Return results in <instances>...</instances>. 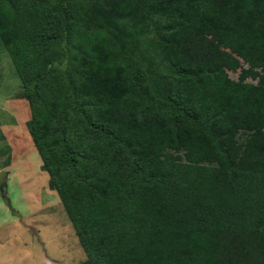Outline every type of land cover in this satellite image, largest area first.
<instances>
[{"label":"trees","instance_id":"trees-1","mask_svg":"<svg viewBox=\"0 0 264 264\" xmlns=\"http://www.w3.org/2000/svg\"><path fill=\"white\" fill-rule=\"evenodd\" d=\"M68 1L2 0L0 36L83 263L264 264V0Z\"/></svg>","mask_w":264,"mask_h":264},{"label":"rangeland","instance_id":"rangeland-1","mask_svg":"<svg viewBox=\"0 0 264 264\" xmlns=\"http://www.w3.org/2000/svg\"><path fill=\"white\" fill-rule=\"evenodd\" d=\"M41 1L45 2L48 7L56 2V0ZM72 1L69 0L68 4L72 5L76 11H82L85 7L90 14L96 12L101 5H105L107 2L110 4L108 0ZM112 6H115L114 1H111L110 8ZM127 9L125 8L123 11L126 12ZM0 21L2 22L1 14ZM76 26L78 24H75ZM143 27L150 28L148 33L140 37L143 46L139 42V47L134 49V43L129 40L128 51L130 54L134 52V55H138L143 60H147L149 54L160 58L156 55L158 51L155 50L154 39H157L159 29L162 32V25L145 20ZM76 42H78L76 45L68 47V51L72 61L79 64L81 53L77 44L82 47L83 45L81 44L82 40ZM221 50L227 51L224 48ZM0 54V126L5 130L6 126L11 125L9 127H12L6 137L0 133L2 136L0 138V173H10L8 187H5V183H3V187L0 188V264H84L85 253L57 194L52 191L55 195L56 205L50 208L52 203L45 201L48 196L46 188L41 186L44 180L38 178V175L37 180L35 179L39 171L37 165L40 167L41 159L26 126L31 117L32 107L24 96L21 79L16 74L10 57L5 51L1 36ZM5 57H7L13 72L5 70ZM76 57H78V62ZM61 60L62 56H58L57 61ZM210 64L220 67L223 77L233 81L250 84L259 82V77L250 72L254 68L243 61L235 70L223 66L214 59H210ZM18 110H20V114ZM12 131H14L13 135ZM35 159H37V164ZM26 166L28 169H25ZM45 171L43 172L47 187ZM3 180L5 181V179ZM15 206L20 210L21 218H15Z\"/></svg>","mask_w":264,"mask_h":264},{"label":"crops","instance_id":"crops-1","mask_svg":"<svg viewBox=\"0 0 264 264\" xmlns=\"http://www.w3.org/2000/svg\"><path fill=\"white\" fill-rule=\"evenodd\" d=\"M1 55V54H0ZM5 56V55H4ZM6 58V66H5V70L8 72V71H12L13 72V70L10 68V65H9V61H8V59H7V57H5ZM11 60V59H10ZM11 63H12V61H11ZM13 65V64H12ZM14 67V66H13ZM2 70H3V67L1 68ZM15 70V69H14ZM18 112H19V114H20V110H18ZM9 126H11V125H9ZM9 126H6V130H5V128L4 127H1V129H0V133H2V135H4L5 137L9 134V132L12 130L11 128L12 127H9ZM2 129H4V131H2ZM6 131H8V132H6ZM13 133H14V131H12V135H13ZM6 134V135H5ZM2 136L0 135V138H1ZM12 137V136H11ZM2 142V141H1ZM35 156H36V158H37V155H36V153L34 154ZM35 161H36V164H37V159H35ZM16 165H17V163H15ZM26 164V163H25ZM14 165V164H13ZM37 167L39 168V171L37 172V174H36V177H35V179L37 178V175L39 176L38 178H41L42 180H44V183L41 185L43 188H46V192H47V194H48V196L46 197L47 199H51V200H47L46 198H45V201H48L50 204H51V206H50V208H52L54 205H56V200H55V195L52 193V191H54L56 194H57V192L55 191V189L49 184V177H48V174H47V172L45 171V169L43 168V165H42V161H41V165H40V167L37 165ZM11 169V168H10ZM25 169H28V166H26V168ZM12 171V170H11ZM43 171H45L46 172V174H47V187H46V185H45V183H46V177H45V175H44V172ZM6 172H8V171H6ZM9 176H10V173L9 174H5L4 173V177H3V179H5V181H4V183H5V187H8V184H7V182H8V179H9ZM37 180V179H36ZM32 189H34V188H32ZM31 194V192L29 193V195ZM57 196H58V194H57ZM58 198H59V196H58ZM59 200H60V198H59ZM11 201V200H10ZM61 202V201H60ZM46 204H48V203H46ZM62 204V203H61ZM63 206V205H62ZM15 208V218L17 217V218H21V213H20V210L15 206L14 207ZM29 209H31V208H29ZM76 235V234H75Z\"/></svg>","mask_w":264,"mask_h":264},{"label":"water","instance_id":"water-1","mask_svg":"<svg viewBox=\"0 0 264 264\" xmlns=\"http://www.w3.org/2000/svg\"><path fill=\"white\" fill-rule=\"evenodd\" d=\"M3 177H4V174L3 173H0V188L3 187V183H4Z\"/></svg>","mask_w":264,"mask_h":264}]
</instances>
